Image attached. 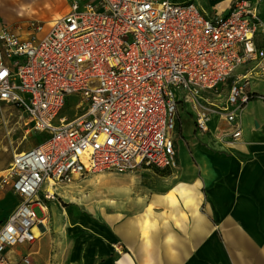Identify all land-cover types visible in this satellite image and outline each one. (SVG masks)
Segmentation results:
<instances>
[{
	"label": "built area",
	"instance_id": "obj_1",
	"mask_svg": "<svg viewBox=\"0 0 264 264\" xmlns=\"http://www.w3.org/2000/svg\"><path fill=\"white\" fill-rule=\"evenodd\" d=\"M258 38L264 41L257 0H231L211 15L196 0H71L50 21L0 20V105L20 111L42 136L0 171V195L8 190L20 199L0 227V264L17 262L14 249L46 230L41 199H54L47 185L174 168L179 109L198 133L222 119L229 133L221 141L238 140L254 78L253 68L237 71L254 64L264 80ZM73 95V115H61ZM19 261L31 264L29 256Z\"/></svg>",
	"mask_w": 264,
	"mask_h": 264
},
{
	"label": "crops",
	"instance_id": "obj_2",
	"mask_svg": "<svg viewBox=\"0 0 264 264\" xmlns=\"http://www.w3.org/2000/svg\"><path fill=\"white\" fill-rule=\"evenodd\" d=\"M67 1L60 15L44 21L67 13ZM257 1L264 16V0ZM0 20L23 26L31 18L16 19L0 0ZM256 43L264 49V41ZM251 69L249 90L255 97L240 110L238 140L221 141L229 133L222 119H212L208 131L198 133L183 110L198 138L186 137L188 145L175 147V167L146 202L121 203L100 221L57 219L56 204L44 203L46 230L32 244L20 245L22 251L15 248L13 257L29 256L31 264H264V80L254 64L237 74ZM181 120L179 114V137H185L189 131L184 133ZM199 140L207 151L198 148ZM19 201L8 190L0 195V227Z\"/></svg>",
	"mask_w": 264,
	"mask_h": 264
},
{
	"label": "rangeland",
	"instance_id": "obj_3",
	"mask_svg": "<svg viewBox=\"0 0 264 264\" xmlns=\"http://www.w3.org/2000/svg\"><path fill=\"white\" fill-rule=\"evenodd\" d=\"M44 1L46 0H5V5H7L9 13L13 14L16 19L25 20L31 18L39 20L36 17L42 16L43 19L40 21H44V19L60 15L61 9L68 2L67 0H51L45 6ZM230 1L196 0V3L200 8L204 9L205 13L211 15L215 11L214 7L220 5V10L225 9ZM77 102L78 97L75 95L71 96L61 115L71 117L73 112L70 109ZM184 112L179 109V114L182 118V129L184 133L188 131L189 133L185 137H179L181 124L177 125L176 134L178 136L174 139V142L175 147L179 146L180 148L183 142L184 145H188L186 137H188L189 142L198 138L195 133H192L193 125L190 124L191 121ZM41 140L42 136L40 134L30 130L25 115L9 105H0V171L8 167L14 153L37 146ZM196 145L200 150L207 151L208 149V145H205L202 140H199ZM3 148L6 150H3ZM187 148L189 156L192 157V151H189V146ZM216 150L219 149L216 148ZM179 155L178 158H181ZM169 170V168L161 170L136 168L123 174L112 172L90 173L75 177L69 183L57 182L53 186L47 185L48 187L44 188L49 193H53L54 199L48 202L42 199L41 201L46 203V205L50 203L56 204L58 210L55 211L56 215L54 217L57 219L69 217L74 221L76 218L85 216L100 221L106 215L109 216L116 211L114 209L121 203L146 202L149 193L158 191L161 182L165 180L164 176L169 173ZM39 195L41 196V194ZM71 199L75 200V203L71 202ZM109 201H113L114 204L108 205ZM97 205L99 208L96 210ZM90 209L95 210V213H92ZM33 212L37 218L43 217V213L37 205L33 207ZM123 212L128 213L129 211L125 210ZM16 249L19 251L23 250L21 246L16 247ZM16 261L14 264H23L19 259H16Z\"/></svg>",
	"mask_w": 264,
	"mask_h": 264
},
{
	"label": "bare ground",
	"instance_id": "obj_4",
	"mask_svg": "<svg viewBox=\"0 0 264 264\" xmlns=\"http://www.w3.org/2000/svg\"><path fill=\"white\" fill-rule=\"evenodd\" d=\"M216 7H218L219 9H221V6H220V5H218V6H216ZM3 150H6V149L3 148ZM46 187H48V186H46ZM50 191H51V190H50ZM70 201L75 203V200H73V199H71ZM111 204H114V202H113V201H109L108 205H111ZM108 205H107V206H108ZM97 208H99L98 205L96 206V210H97ZM90 210H91L92 213H95V210H93V209H90ZM37 234H38V233H36V235H37Z\"/></svg>",
	"mask_w": 264,
	"mask_h": 264
},
{
	"label": "trees",
	"instance_id": "obj_5",
	"mask_svg": "<svg viewBox=\"0 0 264 264\" xmlns=\"http://www.w3.org/2000/svg\"><path fill=\"white\" fill-rule=\"evenodd\" d=\"M255 97V95H253ZM177 129V128H176ZM158 170H161V169H158Z\"/></svg>",
	"mask_w": 264,
	"mask_h": 264
}]
</instances>
